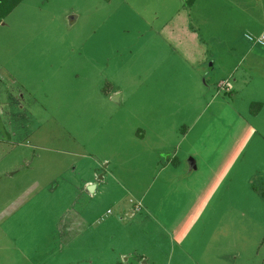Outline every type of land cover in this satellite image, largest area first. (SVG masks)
I'll use <instances>...</instances> for the list:
<instances>
[{
    "label": "rangeland",
    "instance_id": "374dc122",
    "mask_svg": "<svg viewBox=\"0 0 264 264\" xmlns=\"http://www.w3.org/2000/svg\"><path fill=\"white\" fill-rule=\"evenodd\" d=\"M193 1L23 0L0 23V107L37 115L27 139L0 112V264H264V84L202 93L232 48H264Z\"/></svg>",
    "mask_w": 264,
    "mask_h": 264
},
{
    "label": "crops",
    "instance_id": "0c3cea01",
    "mask_svg": "<svg viewBox=\"0 0 264 264\" xmlns=\"http://www.w3.org/2000/svg\"><path fill=\"white\" fill-rule=\"evenodd\" d=\"M200 1L202 4V6H201V19L198 20V22L206 17V12L204 10L207 9L206 3L208 0H200ZM198 2H199V0L193 1V3H192L193 9H194V7L197 6ZM211 4L213 5V8L220 13H223V12H225V13L226 12H230V13L239 12V14H241V16L239 15V19L235 20L236 23L233 22L232 25H227L224 27V31L233 35L234 37H236V39H237L239 34H240V36H244V38H246V35H259L260 36L264 33V0H213L211 2ZM219 18H221V17L219 16ZM203 23L205 24L206 22H203ZM218 24H220L219 20H218ZM220 27H221V25H219V28ZM195 28H201V27L198 25L192 24L191 25L192 30L190 31V36L193 39L198 40V38H197L198 35H196V32L194 30ZM210 36H211V34L208 35V37H210ZM246 41L249 42L247 38H246ZM200 43L205 44L206 42L203 40V41H200ZM256 45H258V44H256ZM252 48L253 47L246 48L244 50V54H241L240 56L233 55L238 49L235 50L234 48H232V53L229 55L227 54V56H226V61H229L228 63L230 64L229 67L226 68L227 67L226 65L218 66L217 67L218 71L215 73H212V76H210L208 78L209 82L207 81V79H204V81H206V83H208V84L207 85L205 84L206 85L205 91L202 90V93H205L208 96V103H219L220 102L218 97L221 94L219 93V90L215 91L213 93L212 85L210 84L211 82L214 85L215 81H217L216 84L218 87L225 86L226 93H232L233 90L236 91V90L251 86L253 82H255V81L257 82L259 80L262 81V83L264 84V51L257 52L255 49H252ZM205 59L206 60H214L213 63L215 66L216 61L219 59V57L216 58V56L212 54V55L206 57ZM246 60L252 61V62H249L250 65L248 66V68L244 67L245 66L244 63ZM229 77H232V82H233V87H234V88L232 87V90H228L229 88H227L228 82H229L228 81ZM210 92L212 93L211 98L209 97ZM118 97H119L118 100L120 101V94L118 95ZM26 99L29 102L38 103L40 101L39 99H41V97H39L37 99V98H34L32 96H26ZM254 99H255V101H253V102L262 103L260 110L256 114H250L251 117H253L254 119L257 120L264 113V98L259 97V99H258L257 96H255V97H253L252 100H254ZM24 102H25L24 94L20 93L19 96L12 95L7 100H5V103H4L5 104V110L3 109V107L2 108L0 107V112L1 113L6 112V114L8 116L14 117V120L20 119V121H19L20 125H22V122H23L24 126L19 129L20 130L19 132H22L24 135H26L25 138L30 139V138H32V136L34 134V127L31 125L34 124V121H35V118L37 117V115H35L34 111L30 108V106H27ZM43 103H39V104H41L40 107H42V108H43ZM42 112L43 113L45 112L44 109L42 110ZM248 112L251 113L250 109ZM190 158H188L185 161L186 162L185 163L186 169H185L184 177H186V176L189 177L192 174H194L195 172H197V170H199L198 166L195 170L189 169L188 160ZM163 163L164 162H162V164ZM178 163H179V161H178ZM196 164H197V161H196ZM168 165H171V159H167V162L163 164L162 168H165ZM97 166L98 165L96 163L94 168H93V171H97V169H98ZM76 168H77V166L73 165V167H72L73 172H75ZM103 174H104L103 179H100L101 175H99L98 179H95V177H93V178L86 180L85 184H87L88 188L90 185L96 184V187L94 188L93 191H91V193H97L99 188L101 189L103 186V185H101L100 181L101 180L105 181L106 178L109 177L105 172ZM2 179H3V176H0V180H2ZM52 182H49V184H47L48 188H50ZM52 186L54 188L56 186V184H54ZM80 190H81V188H80ZM37 191H39L42 195V191H45V185H43V187H40L39 189H37ZM81 192L82 191H80V193ZM139 205L141 206L140 203H139ZM88 210H90V209H88L87 206H85L83 208V211L85 213H87Z\"/></svg>",
    "mask_w": 264,
    "mask_h": 264
},
{
    "label": "trees",
    "instance_id": "16d2710c",
    "mask_svg": "<svg viewBox=\"0 0 264 264\" xmlns=\"http://www.w3.org/2000/svg\"><path fill=\"white\" fill-rule=\"evenodd\" d=\"M22 1L23 0H0V23L4 21ZM249 36L250 35H246L250 41L255 42V40H251ZM252 105L253 107L256 105L257 109L255 110L252 108ZM250 106L251 114H256L260 110L262 103L253 102Z\"/></svg>",
    "mask_w": 264,
    "mask_h": 264
},
{
    "label": "water",
    "instance_id": "95a60500",
    "mask_svg": "<svg viewBox=\"0 0 264 264\" xmlns=\"http://www.w3.org/2000/svg\"><path fill=\"white\" fill-rule=\"evenodd\" d=\"M115 100H118V96L115 97ZM188 163H189V169L190 170H195L197 168L196 161H195V159L193 157H191L188 160ZM100 179H103V175L100 176ZM95 187H96V184L90 185L89 186V190L93 191Z\"/></svg>",
    "mask_w": 264,
    "mask_h": 264
},
{
    "label": "built area",
    "instance_id": "2783aa9c",
    "mask_svg": "<svg viewBox=\"0 0 264 264\" xmlns=\"http://www.w3.org/2000/svg\"><path fill=\"white\" fill-rule=\"evenodd\" d=\"M249 38L251 40H254V38L251 36H249ZM255 41H256V43H258L259 45L264 47V33L259 38H257Z\"/></svg>",
    "mask_w": 264,
    "mask_h": 264
}]
</instances>
